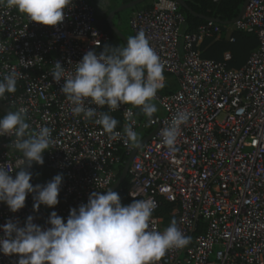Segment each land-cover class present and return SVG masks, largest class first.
I'll use <instances>...</instances> for the list:
<instances>
[{"label": "built area", "instance_id": "obj_1", "mask_svg": "<svg viewBox=\"0 0 264 264\" xmlns=\"http://www.w3.org/2000/svg\"><path fill=\"white\" fill-rule=\"evenodd\" d=\"M64 11L63 22L53 27L0 4V79L11 72L17 77L15 93L0 101L11 111L26 109L30 135L41 126L53 130L44 163L36 165L52 178L63 176L55 206L60 217L66 220L69 210L86 203L92 191L103 194L118 180L119 168L134 148L125 142L126 124L138 134L150 130L147 135L158 127L131 160L128 188L116 189L123 205L134 199L155 201L150 230L162 232L175 219L190 237L186 247L168 250L156 264H264V0H248L242 17L230 25L235 32L254 34L258 42L238 69L229 68L227 60L201 55V44L221 35V24L209 20L185 31V17L174 0H152L148 9L134 11L128 20L131 36L145 33L176 89L157 92L152 102L162 110L158 120L140 118L132 105L121 104L116 111L89 105L119 122L116 138L95 122L98 115H74L60 92L63 79H52L57 61L71 75L88 51L99 55L110 41L96 26L89 0H72ZM126 111L133 112L131 121ZM178 111L191 115L181 125L176 150L169 151L161 133ZM15 139L14 134L0 136V164L13 177L21 158ZM33 195L15 213L0 203V225L11 219L24 226L31 215L33 223L49 227L51 210L41 205L34 212ZM163 202L172 206L167 213ZM17 260L15 254L0 253V264Z\"/></svg>", "mask_w": 264, "mask_h": 264}, {"label": "clouds", "instance_id": "obj_2", "mask_svg": "<svg viewBox=\"0 0 264 264\" xmlns=\"http://www.w3.org/2000/svg\"><path fill=\"white\" fill-rule=\"evenodd\" d=\"M0 4L15 8L29 21L45 26H57L65 19V9L72 0H0ZM73 74L66 76L65 68L57 61L51 72L53 81H64L60 92L73 105L74 115L85 119L98 115L95 121L112 138L118 121L108 113H97L89 105L107 106L116 111L121 104L139 107L148 117L157 112L152 101L164 87V65L141 30L130 36L126 45L105 46L97 55L88 51L75 64ZM15 72L0 79V100L6 93H15ZM87 101V103H86ZM187 111H178L169 127L162 131L163 144L175 151L181 125L190 119ZM126 119H133V112L126 111ZM26 109L10 111L0 117V136L14 134V149L21 153L15 177L0 164V203L13 213L25 206L28 194H33V211L41 205L54 207L59 203L63 176L55 175L46 184L30 183L33 163L42 165L43 153L53 144L52 129L41 126L35 134H29ZM125 142L138 147V133L131 124L123 128ZM22 137H27L22 139ZM156 204L153 200L134 199L122 205L116 191H92L86 203L69 210L64 218L51 212L42 228L28 216L24 226L18 220L0 225V253L17 255V264H156L170 249H182L190 243L173 219L162 232L150 230L149 221Z\"/></svg>", "mask_w": 264, "mask_h": 264}, {"label": "trees", "instance_id": "obj_3", "mask_svg": "<svg viewBox=\"0 0 264 264\" xmlns=\"http://www.w3.org/2000/svg\"><path fill=\"white\" fill-rule=\"evenodd\" d=\"M133 0H119L122 4H127ZM186 7L179 6V11L185 17V31H193L199 25L205 23L204 18L212 19L218 24L224 26L231 22L237 17L239 11L243 5L244 0H221L219 3H212L210 0H182ZM152 0H147L144 3L131 8V11H137L141 9H148L151 5ZM203 16V18H198L197 16ZM118 15H116L117 17ZM96 26L103 30L109 35L110 41L107 46H119L123 47L121 39L110 29L105 18L96 15ZM223 31V30H222ZM233 36L235 41L229 43V37ZM258 47L257 38L252 33L246 32H234L231 34H226L225 38L220 41L213 42L211 40H205L201 46V55L205 59H210L214 61H222L223 54L225 52H230L231 60L228 62V67L233 69H238L244 65L250 53ZM161 92H164L161 90ZM169 92V91H168ZM136 114L143 119H148L141 111L135 110ZM4 114L0 113V117ZM116 129H120V124L118 122ZM150 130H144L140 133L139 141L146 137ZM125 162V159H124ZM124 162L120 166L118 171V178L120 177ZM38 168L36 165L35 169ZM34 170V178L36 180V174ZM37 181V180H36ZM38 183V182H37ZM121 187L128 188V179L121 184ZM33 200V198H32ZM34 203V201H33ZM122 205L124 201L121 199ZM162 209L164 213L171 210L172 206L165 202L162 203Z\"/></svg>", "mask_w": 264, "mask_h": 264}, {"label": "water", "instance_id": "obj_4", "mask_svg": "<svg viewBox=\"0 0 264 264\" xmlns=\"http://www.w3.org/2000/svg\"><path fill=\"white\" fill-rule=\"evenodd\" d=\"M147 0H133L131 2H129L128 4H124V5H121L119 6L118 8L114 9L113 11H111L107 18H106V21L109 25V27L111 28V30L122 40V42L124 43V45H126V38L119 32V30L113 25V22H112V19L113 17L122 12V11H125V10H128V9H131L137 5H140L142 4L143 2H145ZM176 1L179 6L181 7H186V5L184 4V2L182 0H174ZM247 3H248V0H244L243 2V5L239 11V14L237 15V17L235 19H233L231 22L227 23V25H231L235 22H237L241 17L242 15L244 14V11H245V7L247 6ZM193 15H195L193 13ZM197 16L198 18H203V16H198V15H195ZM205 21H209V20H212V19H207V18H204ZM134 107V106H133ZM136 109H138L140 111V108L139 107H134ZM11 110L9 108H7L1 101H0V113L1 114H8ZM143 113V112H142ZM150 118H154L156 120H158V118L156 116H152ZM158 131V127L156 129H154L149 135H147L145 138H143L141 141H140V144L138 147H134L132 152L130 153V155L128 156V158L126 159V161L124 162V165H123V168H122V171H121V174H120V177L118 178V180L113 184V186L111 187L110 190L112 191H116V189L125 181L126 177H127V171H128V168H129V165L131 163V160L132 158L135 156L136 152L149 140V138L154 135L155 133H157ZM27 137H22V139H26ZM35 167H36V164L33 163L31 169H29V171L32 172V179L30 180V183L35 186L37 183V181L35 180L34 178V170H35ZM49 208V207H48ZM51 210V212L56 211L55 209V206L54 207H51L49 208ZM58 216H60L58 213H57ZM66 221V220H65Z\"/></svg>", "mask_w": 264, "mask_h": 264}, {"label": "crops", "instance_id": "obj_5", "mask_svg": "<svg viewBox=\"0 0 264 264\" xmlns=\"http://www.w3.org/2000/svg\"><path fill=\"white\" fill-rule=\"evenodd\" d=\"M100 3H101V1H103V0H98ZM89 2L91 3V5H92V2H91V0H89ZM144 3V2H143ZM110 4V5H109ZM128 4V3H127ZM121 5H124V4H122V3H120L119 2V0H107V2L106 3H103V4H101V7H100V10H103V12L105 13V15L104 16H101V17H103V18H105V20H106V18H107V16H108V14L111 12V11H113L114 9H116V8H118L119 6H121ZM109 6H111V7H109ZM125 11H129V13L126 15V18L127 19H129V17L132 15V13L134 12V11H131L130 9H128V10H125ZM122 12H124V11H122ZM122 12H120V13H118V14H116V15H118L117 17H119L120 16V14L122 13ZM96 13V12H95ZM116 15L113 17V19H112V22H113V20L116 18ZM97 16H100V15H97ZM214 21V20H213ZM107 22V21H106ZM108 24V23H107ZM113 25H114V23H113ZM109 26V25H108ZM115 26V25H114ZM116 27V26H115ZM118 30H119V32L126 38V40L131 36V33H130V29H129V26H128V24H127V31L126 32H124V30L122 29V28H120V27H116ZM111 29V28H110ZM124 29H126V28H124ZM223 31H222V33H221V35L217 38V39H209V40H211L212 42H217V41H220V40H222L223 38H225V35L226 34H231V33H234L235 31L233 30V28L230 26V25H225V28H223L222 29ZM129 36V37H128ZM232 38H234L233 36H231ZM231 37H229V43H233V42H230V38ZM122 41V40H121ZM234 41H235V39H234ZM123 43V42H122ZM203 44V43H202ZM202 44H201V46H202ZM123 46H125L124 45V43H123ZM201 46H200V51H201ZM256 50V49H255ZM254 51V50H253ZM252 51V52H253ZM251 52V53H252ZM250 53V54H251ZM225 55H228L229 54V52H225L224 53ZM249 57V56H248ZM223 61V60H222ZM164 75V77H165V81H164V87L162 88V89H160L159 91H164V92H170V91H174L175 89H176V84H175V81L171 78V77H169L168 75H165V74H163ZM154 116H158L156 113H154L153 114ZM146 116V115H145ZM148 117V116H147ZM120 128H121V126H120ZM141 133V132H140ZM140 133L138 134V138H139V136H140ZM145 138V137H144ZM143 139V138H142ZM141 139V140H142ZM140 140V141H141ZM38 167H40V166H38ZM40 171H42V173H40L41 174V178H43L41 181H43V180H50V179H52V175L50 174V173H48L45 169H43V168H40ZM40 182V181H39Z\"/></svg>", "mask_w": 264, "mask_h": 264}, {"label": "rangeland", "instance_id": "obj_6", "mask_svg": "<svg viewBox=\"0 0 264 264\" xmlns=\"http://www.w3.org/2000/svg\"><path fill=\"white\" fill-rule=\"evenodd\" d=\"M91 2H92V6H93V8H94V10H95V12H96V15H100V16H104L105 15V13L103 12V10H100V7H101V4H103V3H106L107 2V0H103V1H101V3L98 1V0H91ZM110 5V4H109ZM109 7H111V6H109ZM129 13V11H124V12H122L121 14H120V16L119 17H116L114 20H113V23H114V25L116 26V27H120V28H122L123 30H124V32H126L127 31V24H128V20L129 19H127L126 18V15ZM124 28H126V29H124ZM131 33V32H130ZM129 37V36H128ZM213 43V42H212ZM231 54H230V52H229V54L228 55H225V54H223V60H227L228 62L231 60ZM152 103H154V102H152ZM155 105H156V107H157V112H156V114L158 115V116H161L162 115V110L159 108V106L156 104V103H154ZM40 168H42V167H38V168H36L35 170V174H36V180H37V182H39V181H41L43 178H41V174L40 173H42V171H40Z\"/></svg>", "mask_w": 264, "mask_h": 264}]
</instances>
